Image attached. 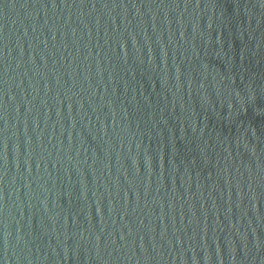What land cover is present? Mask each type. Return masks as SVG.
Listing matches in <instances>:
<instances>
[{"label": "water", "instance_id": "95a60500", "mask_svg": "<svg viewBox=\"0 0 264 264\" xmlns=\"http://www.w3.org/2000/svg\"><path fill=\"white\" fill-rule=\"evenodd\" d=\"M0 264H264V0H0Z\"/></svg>", "mask_w": 264, "mask_h": 264}]
</instances>
